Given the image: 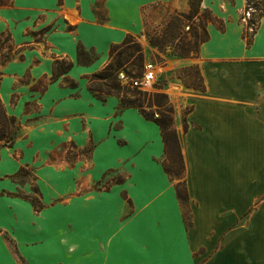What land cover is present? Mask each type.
I'll list each match as a JSON object with an SVG mask.
<instances>
[{
	"label": "crops",
	"instance_id": "crops-1",
	"mask_svg": "<svg viewBox=\"0 0 264 264\" xmlns=\"http://www.w3.org/2000/svg\"><path fill=\"white\" fill-rule=\"evenodd\" d=\"M63 1L56 0V5ZM245 4L201 0V9H210L224 29L206 25L208 38L198 56L189 59L198 65L202 84L185 87L173 98L178 115L188 108L186 129L178 126L177 134L190 225L185 223L176 182L153 160L103 190L79 189L82 184L71 185L72 180L56 182L48 170H39L33 179L42 207L35 210L29 201L33 196L18 195L19 190L30 192L29 181L13 178L21 168L28 169L27 160L14 163L5 151L14 148L15 140L12 146L0 147V264H264V17L248 45L241 19ZM42 28H47L44 34L49 30H37ZM4 29L0 24V33ZM33 31L28 34L33 36ZM128 34L118 33L99 49L102 56ZM39 43L49 47L44 38L19 47L28 44L26 49H31ZM1 81L3 105L11 97L15 108L28 111L30 102L12 100L10 81ZM46 89L41 78L31 87L40 94ZM96 142L91 134L83 147L93 145L91 158ZM153 144L143 151H151ZM155 145L163 154L160 128ZM97 171L95 180L104 169Z\"/></svg>",
	"mask_w": 264,
	"mask_h": 264
},
{
	"label": "rangeland",
	"instance_id": "rangeland-1",
	"mask_svg": "<svg viewBox=\"0 0 264 264\" xmlns=\"http://www.w3.org/2000/svg\"><path fill=\"white\" fill-rule=\"evenodd\" d=\"M189 3V0H64L58 6L56 0H14L12 5L2 8L0 24L5 28L3 32L10 30L14 47L38 40L39 35L30 36V31L44 26L49 29L43 36L49 47L34 44L22 51L23 59L16 56L10 64L0 66L1 83L10 81L9 87L15 94L12 100L30 102L26 112L21 107L15 108L11 97L4 103L21 124L14 148L5 151L14 163L26 159L25 166L33 170L17 179L29 181L30 192L19 190V196L38 199L33 175L39 170H48L56 182L72 180L71 185L82 184L79 189L103 190L121 184L139 165L151 160L162 164L165 154H159L155 145L159 127L153 119L160 109L156 104H165L161 109L171 105L170 115L177 134L178 126L187 125L188 108L184 107L178 115L173 98H179L182 93L176 95L177 92L185 87L202 84L198 65L189 63V59L198 56L199 46L187 57L176 56L175 51L181 39L193 42L194 36L203 37L210 23L205 18L187 17ZM177 14L185 17H181V25L172 27V37L164 27L169 16ZM122 32H128L140 45L143 63L124 65L120 70L141 76L146 63L156 67L158 79L151 90L120 86V97L139 98L144 101L141 108L121 107L119 96L101 94L98 98L88 88L92 74L99 72L109 59V51L103 57L99 49ZM152 37L162 41L154 43ZM80 45L97 58L94 67L77 62ZM56 56L67 57L74 63L67 77L77 84L75 88L63 76L50 83ZM39 78L47 84L43 94L31 90ZM109 101L114 103L113 108H109ZM150 102L152 105L148 106ZM142 112H153V119L145 118ZM91 134L96 135L98 146L93 158L89 150H83ZM149 143H154L151 151L144 152L143 147ZM98 169L104 172L95 180ZM168 177L177 182L175 176ZM59 199L62 198L55 200ZM188 205H183L184 218L191 216Z\"/></svg>",
	"mask_w": 264,
	"mask_h": 264
},
{
	"label": "trees",
	"instance_id": "trees-1",
	"mask_svg": "<svg viewBox=\"0 0 264 264\" xmlns=\"http://www.w3.org/2000/svg\"><path fill=\"white\" fill-rule=\"evenodd\" d=\"M61 0H59L60 2ZM189 14L187 17H201L205 18L208 22H211L217 26L218 29L223 30L224 24L223 22L212 14V11L208 8L202 9L203 12H200L201 8V0H189ZM245 8L241 15V19L245 17V12L249 11L250 16L246 18L243 29V37L246 39L248 45L251 44L252 37L255 34L259 22L262 17H264V0H245ZM13 0H0V8L4 6L11 5ZM183 14L171 15L167 20V24L165 25V32L170 33L169 35L174 36L171 33V29L173 26L181 25V17ZM185 17V16H184ZM179 27V26H178ZM47 31V28H42L40 30H36L32 32L33 36H38L39 38L37 42L42 41L44 33ZM203 37L200 39L197 36H194V41H185L183 39L180 40L175 45L176 56L179 57H187L190 51L195 50L196 47L200 46V44L207 40L208 33L207 29L203 32ZM154 43H160L162 40H158L155 37H152ZM25 46L16 48L12 43L11 34L9 31L0 33V66L4 65L14 57L18 56L20 58L23 57L22 50L26 49ZM137 52V55L134 54ZM96 57L90 52H87L81 45L77 49V62L82 65H89L94 62ZM143 63V55L141 52L140 45L136 43L131 35H126L125 38L120 43L111 44L109 49V59L106 65L99 71L90 77V83L88 88L97 95L99 98L102 95H115L120 97V83L117 79V72L124 65L134 66L141 65ZM74 66V63L66 58H56L50 80L52 82L57 81L59 77L64 76V79L69 81V85L71 87L76 86V83L73 79L68 78L67 74ZM125 71V70H124ZM128 74H132L131 72H127ZM0 80H1V72H0ZM161 97L166 98L165 95ZM121 99V107H139L141 108L143 105L142 100L139 98L136 99H126L125 96L120 97ZM150 102L148 106H151ZM165 104L162 102H157L156 106L159 109L157 113V117L153 119V112L144 113L143 116L147 119H153L154 122L159 126L163 143H164V159H163V167L165 172L172 178L175 176L177 178V182L175 185L177 197L180 200L182 205H186L189 201L188 192L186 188L185 182V163L184 158L181 153V148L179 144V140L176 134L175 129L173 128V119L171 117L172 107H165L161 109ZM20 123L17 121V118L14 115L8 114L1 99H0V147L4 146H12L15 138L20 130ZM186 129V125L184 127ZM93 145L88 146L86 150L89 152L92 150ZM30 170L21 168L13 178L18 179L22 176H28ZM35 210H38L42 207L40 201L36 198L29 199ZM185 223L187 226L190 225V218L185 216Z\"/></svg>",
	"mask_w": 264,
	"mask_h": 264
},
{
	"label": "built area",
	"instance_id": "built-area-1",
	"mask_svg": "<svg viewBox=\"0 0 264 264\" xmlns=\"http://www.w3.org/2000/svg\"><path fill=\"white\" fill-rule=\"evenodd\" d=\"M249 16L250 12L246 11L243 21ZM117 79L121 86H129L132 88H138L141 91H149L156 85L158 76L156 67L152 63H146L141 76L128 74L124 70H119L117 72Z\"/></svg>",
	"mask_w": 264,
	"mask_h": 264
}]
</instances>
